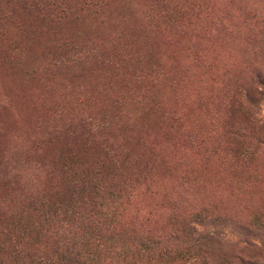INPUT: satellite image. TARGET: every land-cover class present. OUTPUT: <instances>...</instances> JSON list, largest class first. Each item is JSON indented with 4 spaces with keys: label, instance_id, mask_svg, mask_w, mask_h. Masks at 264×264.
<instances>
[{
    "label": "rangeland",
    "instance_id": "rangeland-1",
    "mask_svg": "<svg viewBox=\"0 0 264 264\" xmlns=\"http://www.w3.org/2000/svg\"><path fill=\"white\" fill-rule=\"evenodd\" d=\"M64 1L0 0V264H264V0Z\"/></svg>",
    "mask_w": 264,
    "mask_h": 264
},
{
    "label": "trees",
    "instance_id": "trees-1",
    "mask_svg": "<svg viewBox=\"0 0 264 264\" xmlns=\"http://www.w3.org/2000/svg\"><path fill=\"white\" fill-rule=\"evenodd\" d=\"M50 1L53 5H57L59 7H63V4H64L63 2H65L64 0H50ZM19 247H21L20 244L16 242L14 246H12L11 248V252L13 253V255H14V252L17 251L15 253V256L18 258L17 261L20 262L19 264H51V260H50L51 258H49L48 256L42 257L41 255L38 254V257H37L35 253L25 252L23 250H20ZM23 253H25L27 260L25 256H22ZM73 258L75 257H72L70 259H73ZM62 261L67 262L68 260L64 259Z\"/></svg>",
    "mask_w": 264,
    "mask_h": 264
}]
</instances>
